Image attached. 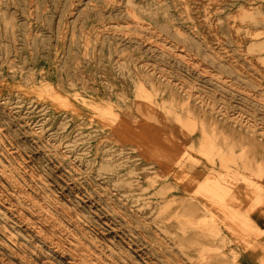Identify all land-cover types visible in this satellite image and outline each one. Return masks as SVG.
Returning a JSON list of instances; mask_svg holds the SVG:
<instances>
[{
  "label": "rangeland",
  "instance_id": "374dc122",
  "mask_svg": "<svg viewBox=\"0 0 264 264\" xmlns=\"http://www.w3.org/2000/svg\"><path fill=\"white\" fill-rule=\"evenodd\" d=\"M244 4L0 0V264L79 263L31 200L104 264H264V20Z\"/></svg>",
  "mask_w": 264,
  "mask_h": 264
},
{
  "label": "bare ground",
  "instance_id": "6f19581e",
  "mask_svg": "<svg viewBox=\"0 0 264 264\" xmlns=\"http://www.w3.org/2000/svg\"><path fill=\"white\" fill-rule=\"evenodd\" d=\"M246 1V6L244 5H241V7L237 10V14H241V15H245L247 16V19L249 22H253V23H259L261 22L262 20H264V16H261V15H254V12L253 10H256L254 7H250L249 5L252 4V2L250 3L249 0H245ZM233 3V2H232ZM175 5V4H174ZM182 8V7H181ZM177 9V8H176ZM134 10V9H133ZM252 11V12H250ZM250 15V16H249ZM182 17V16H180ZM235 34H237L238 36L239 35H242V36H246L247 35V31L246 30H243V31H240V32H234ZM187 40V39H186ZM228 68L229 69H233V68H236L237 66H233L232 64L230 63H227ZM124 71V70H123ZM125 72V71H124ZM238 72V71H236ZM138 74V73H137ZM62 102V104H65L67 105L68 102L66 100H63V101H60ZM198 109V108H197ZM99 117L101 118V120L103 121H106V123L109 125V126H113L112 124L117 125V127L115 128V131L117 130L118 131V113L115 112L114 109H112L111 107H108V106H104V107H100L99 108ZM110 117H112L114 119V123L111 122L110 120ZM140 171L142 173H150V172H153V168L151 165H145V166H142L140 168ZM21 203V202H20ZM20 203L19 204V208H20ZM28 205V209H30V212L33 214V212L35 211L36 212V216L35 218H37L39 221H41L43 224H45L46 226L50 227L51 230L53 231V233H57L59 234L58 237H60V239L63 238V236L67 237L66 240L68 241L69 243V247L70 249L74 252L75 254V258H76V261L77 259L79 260V263L78 264H104V261H106V255L108 256L110 254V256L112 257V253L111 252H108V254H104V257L103 255H93L91 253H89L81 244L80 242H78L79 240L78 239H75V238H72L70 236H66L62 233V230L61 228L57 225L56 221L47 214L46 211H44L42 208H43V205L41 206L40 204H37L36 202L34 201H30ZM17 206V205H16ZM41 206V207H40ZM36 208V209H35ZM18 208H15V210L17 211ZM144 212L145 213H148V209H144ZM26 226H29V224H25ZM9 237H11V235H8ZM65 239V238H63ZM179 249V248H178ZM190 252V251H189ZM192 252V251H191ZM183 254V253H182ZM13 255V254H12ZM186 255V254H184ZM188 258V257H187ZM111 260V259H110ZM109 260V262H110ZM194 260V258H193ZM196 260V259H195ZM18 262L21 263V260L20 259H17ZM174 261V260H173ZM172 261V262H173ZM197 261V260H196ZM111 263V262H110ZM194 263V261H193ZM210 264H224L223 261H212Z\"/></svg>",
  "mask_w": 264,
  "mask_h": 264
},
{
  "label": "crops",
  "instance_id": "0c3cea01",
  "mask_svg": "<svg viewBox=\"0 0 264 264\" xmlns=\"http://www.w3.org/2000/svg\"><path fill=\"white\" fill-rule=\"evenodd\" d=\"M255 223H256V224H258V223L261 224V223H262V226L264 227V223H263V221H261V220H260V221H259V220H256ZM258 226H259V225H258ZM260 228H261V227H260Z\"/></svg>",
  "mask_w": 264,
  "mask_h": 264
}]
</instances>
